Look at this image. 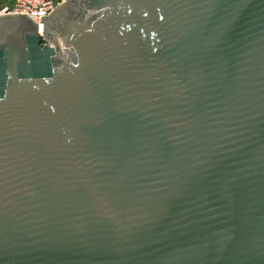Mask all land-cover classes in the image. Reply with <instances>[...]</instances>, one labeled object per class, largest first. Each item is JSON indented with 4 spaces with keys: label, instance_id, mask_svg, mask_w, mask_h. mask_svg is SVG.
Listing matches in <instances>:
<instances>
[{
    "label": "water",
    "instance_id": "1",
    "mask_svg": "<svg viewBox=\"0 0 264 264\" xmlns=\"http://www.w3.org/2000/svg\"><path fill=\"white\" fill-rule=\"evenodd\" d=\"M0 264H264V0L0 17Z\"/></svg>",
    "mask_w": 264,
    "mask_h": 264
},
{
    "label": "built area",
    "instance_id": "2",
    "mask_svg": "<svg viewBox=\"0 0 264 264\" xmlns=\"http://www.w3.org/2000/svg\"><path fill=\"white\" fill-rule=\"evenodd\" d=\"M65 0H0V17L6 14H26L41 20L48 10L56 8ZM5 13V14H4Z\"/></svg>",
    "mask_w": 264,
    "mask_h": 264
}]
</instances>
